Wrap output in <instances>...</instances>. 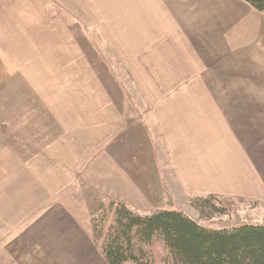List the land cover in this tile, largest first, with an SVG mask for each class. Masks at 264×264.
Segmentation results:
<instances>
[{
    "label": "crops",
    "instance_id": "0c3cea01",
    "mask_svg": "<svg viewBox=\"0 0 264 264\" xmlns=\"http://www.w3.org/2000/svg\"><path fill=\"white\" fill-rule=\"evenodd\" d=\"M80 17L131 51L143 115L121 110L86 56ZM263 39L245 0H0V264H107L88 212L68 205L75 187L197 221L195 197L255 193Z\"/></svg>",
    "mask_w": 264,
    "mask_h": 264
},
{
    "label": "trees",
    "instance_id": "16d2710c",
    "mask_svg": "<svg viewBox=\"0 0 264 264\" xmlns=\"http://www.w3.org/2000/svg\"><path fill=\"white\" fill-rule=\"evenodd\" d=\"M245 1L264 13V0ZM92 197L90 234L107 264H264L263 224L212 227L178 208L140 212L108 196ZM215 198L208 194L192 203L204 210L215 207ZM164 199L172 203L166 188Z\"/></svg>",
    "mask_w": 264,
    "mask_h": 264
},
{
    "label": "rangeland",
    "instance_id": "374dc122",
    "mask_svg": "<svg viewBox=\"0 0 264 264\" xmlns=\"http://www.w3.org/2000/svg\"><path fill=\"white\" fill-rule=\"evenodd\" d=\"M72 28L79 39L86 56L95 62V68L104 78L114 99L119 104L121 110L126 115L141 116L143 115L140 103V97L134 90V85L130 82L124 66L125 53L131 56L129 49H121L119 42L121 39L112 35L111 43L108 34L105 32L93 31L89 29V22L86 18L80 19L70 18ZM119 35V34H118ZM257 140L264 139V132L257 129ZM264 150V145L262 146ZM263 176L264 173L258 170ZM259 175V174H258ZM260 177V176H259ZM257 191L251 192L246 198L224 197L222 199H213L215 207L198 209L196 206V214L198 221L204 225L212 227L234 226L241 223H257L264 225V181L259 179ZM250 196V197H249ZM93 197L87 189L83 187H75L69 198L68 205L72 208L76 216L85 218L87 212L89 214L88 205ZM203 214V215H202ZM191 217V216H190Z\"/></svg>",
    "mask_w": 264,
    "mask_h": 264
}]
</instances>
